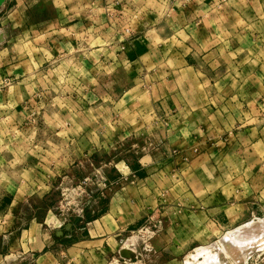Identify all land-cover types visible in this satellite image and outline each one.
I'll use <instances>...</instances> for the list:
<instances>
[{
	"label": "crops",
	"instance_id": "0c3cea01",
	"mask_svg": "<svg viewBox=\"0 0 264 264\" xmlns=\"http://www.w3.org/2000/svg\"><path fill=\"white\" fill-rule=\"evenodd\" d=\"M11 1L0 17L5 263L58 264L59 221L22 210L84 166L107 182L144 176L100 193L65 264H116L110 237L162 204L225 231L246 220L254 193L264 202V0H37L48 20ZM221 140L245 149L215 157ZM168 230L150 240L154 257L170 255Z\"/></svg>",
	"mask_w": 264,
	"mask_h": 264
},
{
	"label": "rangeland",
	"instance_id": "374dc122",
	"mask_svg": "<svg viewBox=\"0 0 264 264\" xmlns=\"http://www.w3.org/2000/svg\"><path fill=\"white\" fill-rule=\"evenodd\" d=\"M27 4L29 10L33 11V20H48L53 15L49 7H43L42 9L35 8V5L38 4L37 0H28ZM0 6H2L1 12L3 13V15L1 13L0 17L3 18L6 15L4 13L8 14L10 11L12 1L4 0ZM5 46L3 44L0 48ZM42 136L48 138L51 135L50 133H43ZM222 141L223 145L221 143L218 144L215 149L210 151V154H214L213 156L216 157L218 156L217 154H224L229 151L242 152L245 149L244 146H240L238 143L234 144L233 142L230 144V149V146ZM47 148L52 149L53 146L47 145ZM226 148L228 150L225 151ZM130 163L129 166L133 167V163ZM89 168L86 166L79 168L78 173L74 176L64 173L59 177L52 178L50 180L53 186L51 191L42 199L29 198L30 208L22 210L27 217L28 215L30 217L34 216L39 221L45 220L46 216H52L59 221L60 224L55 225L56 229L52 234L55 245L54 250L58 252V264L66 263V257L60 253L66 254V249L70 248L72 243L80 241L85 237L83 232L77 229L101 211L100 205L97 204L102 199L100 193H104L106 189L112 186H132L138 178L144 176V174L132 168L129 173L118 175L112 182H107L101 179L100 176L97 177L95 173L89 174ZM182 176L188 179L185 173ZM98 183H101L98 185L99 187L96 186ZM236 186L238 187V185ZM254 198L250 201L252 206L249 208L246 220L242 224L225 231H219L213 226L208 227L205 225L204 227L203 224L201 228L198 227L197 219L191 217L190 214L187 215L188 213L186 214V211H196L195 208L187 209L179 203L162 204L152 214L144 218V220L128 226L121 233L113 234L108 241V247L113 251V256L117 260L116 264H163L165 260H173L176 262L175 264H200L204 261V253H208L209 255L218 253L217 262H220V264H264V226H262L264 225V202L259 201L262 198L258 193H254ZM234 200L236 202H244L239 194L235 195ZM248 224H253L254 227L250 226V229L248 227L245 230ZM43 226L45 227L46 225L44 224ZM241 228L244 231H240L239 233L244 232L241 234H246L247 237L243 238L244 242L242 241V244L240 243L241 241L239 242V247L237 245V253L241 258L235 261V257L231 259L225 256L229 242L227 239L224 241L222 238L231 235V233ZM165 229H169L168 231L172 234V239L170 238L171 235L168 239V247H170L171 253L170 255L165 254L161 257H154L151 253L152 248L149 242L156 234H164ZM235 235L237 236V234ZM221 242L224 244L223 251L217 245L221 244ZM226 242L228 243L226 244ZM199 251L203 252L204 255L201 254L202 256L196 258L195 254ZM0 260L3 262L2 264H7V261L5 263L2 257ZM206 261V264H209L208 261L210 260ZM23 262L16 261V264H28L27 261ZM79 263H82L80 259L79 261L77 260V264Z\"/></svg>",
	"mask_w": 264,
	"mask_h": 264
},
{
	"label": "bare ground",
	"instance_id": "6f19581e",
	"mask_svg": "<svg viewBox=\"0 0 264 264\" xmlns=\"http://www.w3.org/2000/svg\"><path fill=\"white\" fill-rule=\"evenodd\" d=\"M257 224H258V222H257ZM261 224V223H260ZM259 224V225H260ZM263 224V223H262ZM246 226V225H245ZM250 226L252 227H254V225L252 224V225H249L248 224V226L245 228V230L249 227V229H250ZM255 226H256V224H255ZM262 226H264V225H262ZM244 227V226H243ZM248 229V230H249ZM262 230V229H261ZM263 230H264V228H263ZM240 231H244L243 230V228H241L240 230L238 229V230H236V232H233V233H231V235H229V236H225V238H222V239H224V241L227 239L228 240V242H229V244H228V250H227V253H226V255L225 256H227V257H229V258H233L234 259V257L236 258V259H234L235 261L236 260H239L240 258H241V256H239V254L237 253V249H238V247H239V245L238 244H242V241L244 240L243 238L246 236L247 237V235L245 234H241V233H244V232H241V233H239ZM249 232V231H248ZM234 234H237V236L235 235L234 236ZM261 234V233H260ZM234 236V237H233ZM259 237V236H258ZM220 241H222V240H220ZM224 241H222V242H224ZM241 241V242H240ZM222 242H221V244L219 243V244H217V245H219V247L221 248V250H222V248H224V244H222ZM228 242H226V244L228 243ZM240 242V243H239ZM244 242V241H243ZM237 245H238V247H237ZM241 246V245H240ZM216 247V246H215ZM217 248V247H216ZM220 250V249H219ZM223 251V250H222ZM220 253H222L221 251H220ZM241 253V252H240ZM204 255L205 256V258H203L204 259V261H203V263H200V264H206L207 263V261L206 260H210V261H208V263L209 264H220V262H217V259H218V253H214V254H208V253H204L203 254V252H201V251H199V252H197L196 254H195V256H196V258L198 257V256H202V255ZM209 255V256H208ZM224 255V254H223ZM195 256H194V259H195ZM203 256V257H204ZM193 263V262H192ZM222 264V263H221ZM235 264V263H234Z\"/></svg>",
	"mask_w": 264,
	"mask_h": 264
},
{
	"label": "water",
	"instance_id": "95a60500",
	"mask_svg": "<svg viewBox=\"0 0 264 264\" xmlns=\"http://www.w3.org/2000/svg\"><path fill=\"white\" fill-rule=\"evenodd\" d=\"M4 0H0V4L3 2Z\"/></svg>",
	"mask_w": 264,
	"mask_h": 264
}]
</instances>
